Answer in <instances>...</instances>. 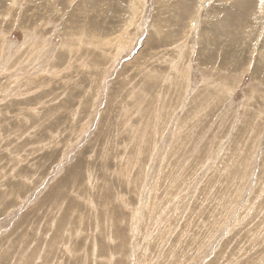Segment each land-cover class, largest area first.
Here are the masks:
<instances>
[{"label": "rangeland", "instance_id": "374dc122", "mask_svg": "<svg viewBox=\"0 0 264 264\" xmlns=\"http://www.w3.org/2000/svg\"><path fill=\"white\" fill-rule=\"evenodd\" d=\"M0 71V264H264L262 0H0Z\"/></svg>", "mask_w": 264, "mask_h": 264}, {"label": "snow or ice", "instance_id": "6c2138e0", "mask_svg": "<svg viewBox=\"0 0 264 264\" xmlns=\"http://www.w3.org/2000/svg\"><path fill=\"white\" fill-rule=\"evenodd\" d=\"M262 3H264V0H262Z\"/></svg>", "mask_w": 264, "mask_h": 264}, {"label": "bare ground", "instance_id": "6f19581e", "mask_svg": "<svg viewBox=\"0 0 264 264\" xmlns=\"http://www.w3.org/2000/svg\"><path fill=\"white\" fill-rule=\"evenodd\" d=\"M30 9V8H29ZM181 9V8H180ZM12 56V55H11ZM1 72V71H0Z\"/></svg>", "mask_w": 264, "mask_h": 264}]
</instances>
